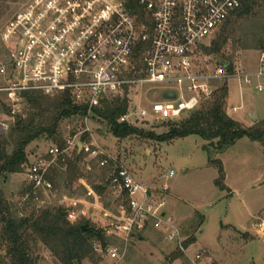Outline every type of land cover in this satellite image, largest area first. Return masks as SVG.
<instances>
[{"label":"built area","instance_id":"1","mask_svg":"<svg viewBox=\"0 0 264 264\" xmlns=\"http://www.w3.org/2000/svg\"><path fill=\"white\" fill-rule=\"evenodd\" d=\"M244 2L33 0L15 15L1 35L6 54L0 63V78L4 80L0 93L12 115L26 94L53 98L68 93L74 105L86 108L85 122L94 116V110L117 99L127 105L126 112L118 118L119 124L130 126L147 117L153 121H178L212 98L218 83L233 78L250 85L252 79L264 77V53L254 73H245L242 68H232L229 73V65L203 73L195 64L199 47ZM148 89H160V99H147L144 93ZM262 89L257 86L258 91ZM130 91H135L139 101L147 102L148 108L141 103L130 108ZM21 93L25 96L21 97ZM165 94L173 98L167 99ZM74 151L87 158L86 172H91L92 161L98 170L110 165L106 188L116 200L125 202L115 216L107 214L111 223L104 227L105 236L126 244L134 232L152 225L163 231L164 240L173 242L189 264H197L202 255L192 258L188 254L181 226L163 210L164 199H156L116 159L93 144L72 141L63 149L51 145L43 156L27 163L23 173L34 202L41 203L42 194L53 192L47 179L49 171L60 163V171L65 172L68 153ZM173 175L170 171L167 178ZM165 192L166 185L158 194ZM106 251L111 260L119 262L123 258L115 248L108 247Z\"/></svg>","mask_w":264,"mask_h":264},{"label":"rangeland","instance_id":"2","mask_svg":"<svg viewBox=\"0 0 264 264\" xmlns=\"http://www.w3.org/2000/svg\"><path fill=\"white\" fill-rule=\"evenodd\" d=\"M32 1L0 2V63L6 54L1 41L4 28ZM236 13L199 47L195 58L199 72L212 73L219 65L242 68L245 73L257 71L259 56L264 53V1L257 0L246 16L236 18ZM223 37L226 42L218 55L205 54L204 48ZM3 85L4 80L0 78V87ZM223 85L227 88V98L228 89L230 91V106L238 108L236 112H229L231 119H240L244 124L252 125L256 121L264 130V77L252 79L250 85L232 78L218 83L217 87ZM258 85L262 86L261 91L257 90ZM160 92V89H148L144 94L147 99L159 100ZM127 98L132 106L130 108L137 107L140 103L144 108L149 106L143 99L139 101L135 91H130ZM1 105L9 108V116H5V108ZM227 109L226 102V114ZM11 110L0 93V141L7 139L15 116L24 119L29 113L25 102L14 108L13 115ZM188 115L173 122L153 121L148 117L138 119L136 123L126 126L141 131L143 135L125 139H116L106 122L91 115L87 122L81 118L62 121L56 137L65 141L66 145L72 141L93 144L116 159L156 199L163 198L166 205L163 210L167 216H172L181 224L183 236L186 239L196 238L195 246L189 251L192 258L195 256L193 251H201L204 258L207 256L203 264H264V147L260 142L242 138L232 146L217 151L198 136H188L169 143L158 142L153 138L178 128ZM85 135L87 136L84 137ZM82 137L84 140H81ZM8 143L6 153L11 154L14 146L9 140ZM54 144L56 143L44 137L30 143L25 149L28 163L43 156L45 150ZM74 152H69L67 157L71 158ZM216 162L222 168V180L219 179ZM86 164L85 156L78 161V177L75 182L70 183L65 174L56 180L53 178L54 190L52 193L42 194L41 203L34 202L28 195L29 189L23 172L1 176L0 194L18 217H28L31 213L36 214L49 207L72 204L76 217L84 216L94 227L104 228L111 223L107 214L115 216L124 202L116 200L108 190L101 197L97 196L92 187L102 182V171L92 161L91 172H86ZM170 171L174 175L167 178ZM219 180L221 187L216 185ZM81 182L95 197L88 195ZM164 185L168 187V192L159 195L158 192ZM171 206L186 209L192 214L180 217L177 209L170 212ZM107 237L111 238H108L105 250L94 243L97 264H189L184 257L169 262L170 255L176 252L175 244L165 241L163 231L152 225L147 226L141 234L134 232L126 244L112 236ZM108 247L117 249L123 258L119 262L111 260L106 251ZM32 254L37 259L36 264H60L40 244L33 248ZM0 255H3L2 250ZM199 262L200 260L197 264ZM82 264L92 263L84 260Z\"/></svg>","mask_w":264,"mask_h":264},{"label":"trees","instance_id":"3","mask_svg":"<svg viewBox=\"0 0 264 264\" xmlns=\"http://www.w3.org/2000/svg\"><path fill=\"white\" fill-rule=\"evenodd\" d=\"M7 1L0 0L2 3ZM256 2L257 0H245L235 17L240 18L248 15ZM225 42L224 37L217 40L208 48H204L205 54L218 55ZM228 72L232 73L231 65L228 67ZM2 95L4 96V94ZM23 102L29 108L28 115L24 119L15 116L7 139L0 141V177L22 173L28 163L25 154L26 147L42 137L51 140L56 143L55 146L63 149L66 146L65 141L56 137L59 124L64 120L83 119L86 114V108L74 105L68 93H62L53 98L30 93L26 94ZM226 102L227 88L226 85H223L217 88L212 98L189 114L188 118L181 122L178 128H173L167 134L153 138H156L158 142L169 143L188 136H198L209 142V145L217 151L232 146L242 138L260 142L264 147L262 125L257 123L249 128L243 127L226 114ZM2 108L5 107L2 106ZM4 110L5 116H9V108L7 107ZM126 110V102L117 99L111 103L103 104L100 109L94 110L93 114L107 123L110 133L116 139L143 135L141 131L135 128L118 123V118ZM84 137L81 140H84ZM150 138H152V135ZM8 140L14 146L11 154L6 153ZM203 150H206V148H203ZM73 154L71 158H67L65 161V172L60 171V163L49 171L47 179L51 182L53 190L55 186L53 178L56 180L60 175L65 174L66 179L72 183L78 177L77 163L85 155L77 151ZM216 165L219 170V179L222 180L220 163L216 162ZM110 169L111 166L108 165L101 170L102 182L98 186L92 187V190L99 197L105 191L102 185H107V173ZM220 180L216 182V185L221 187ZM124 205L125 202L122 206ZM76 214L74 205L64 204L60 207L46 208L36 214L31 213L28 217H18L0 194V250L3 251V255H0V262L2 264L6 261L9 264H36L37 259L33 257L32 250L40 244L60 264H82L84 260L97 264L98 259L95 258L94 243H98L100 249L105 250L107 240L111 237L105 236L104 228L94 227L84 216H78L71 223L69 220L75 217ZM194 238L187 239L184 247L187 248V246L194 243ZM180 257L183 258L182 254L176 251L170 255L169 262L179 260Z\"/></svg>","mask_w":264,"mask_h":264},{"label":"crops","instance_id":"4","mask_svg":"<svg viewBox=\"0 0 264 264\" xmlns=\"http://www.w3.org/2000/svg\"><path fill=\"white\" fill-rule=\"evenodd\" d=\"M240 94V96H241V92L239 93ZM230 102H231V96H230V91H229V89H228V98H227V107H228V109H227V115L231 118V116H230V113L229 112H233V111H231V108H237V107H235V106H230ZM237 110H238V108H237ZM236 110V111H237ZM235 111V112H236ZM234 120V119H233ZM234 121H236V122H238V123H240L243 127H245V128H249V127H251L252 126V124H244V122L242 121V120H234ZM255 121V120H254ZM255 124H257L256 123V121H255ZM254 125V124H253ZM45 152H46V150H45ZM44 152V153H45ZM44 153H43V155H44ZM36 156H38V155H36ZM102 188L103 189H105V190H108L107 188H106V186L105 185H102ZM174 206H171V208H170V212H175V209H177V211H178V216H191V214L192 213H190L188 210H186V209H180V208H176V206H175V208H173ZM175 219V218H174ZM180 226H181V224H180ZM146 229V227L144 228V229H141V230H137L136 231V233L137 234H141V232H143L144 230ZM254 229H255V227H254ZM255 232H257L256 230H255ZM195 244H196V238H195V242L194 243H192V244H190L189 246H187V252H188V254H189V251H191V249L195 246ZM193 251V250H192ZM192 253V252H191ZM197 254H200V255H203V253L200 251V252H197V251H193V255H197ZM190 255V254H189ZM191 256V255H190ZM203 257V256H202ZM207 259V256L204 258H201L200 259V262H199V264H203L204 262H205V260Z\"/></svg>","mask_w":264,"mask_h":264},{"label":"water","instance_id":"5","mask_svg":"<svg viewBox=\"0 0 264 264\" xmlns=\"http://www.w3.org/2000/svg\"><path fill=\"white\" fill-rule=\"evenodd\" d=\"M20 96L21 97H24L25 94L24 93H21ZM164 97L167 98V99H171V98H173V95L172 94H165ZM78 148H80V147L78 146Z\"/></svg>","mask_w":264,"mask_h":264}]
</instances>
